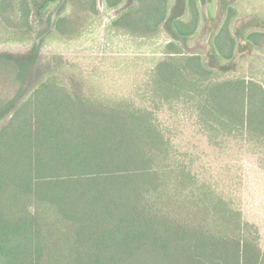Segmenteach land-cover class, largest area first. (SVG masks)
Wrapping results in <instances>:
<instances>
[{
	"label": "trees",
	"instance_id": "trees-1",
	"mask_svg": "<svg viewBox=\"0 0 264 264\" xmlns=\"http://www.w3.org/2000/svg\"><path fill=\"white\" fill-rule=\"evenodd\" d=\"M54 1L0 0V15L28 32L33 7ZM238 1L105 0L117 9L112 27L169 37L150 57L140 101L106 92L102 74L62 56L17 58L23 77L37 71L0 128V264H264L258 226L160 116L183 104L218 145L264 142V85L238 74L264 54V12L239 29L249 13ZM81 4L96 11V0ZM69 21L59 15L54 27Z\"/></svg>",
	"mask_w": 264,
	"mask_h": 264
},
{
	"label": "rangeland",
	"instance_id": "rangeland-1",
	"mask_svg": "<svg viewBox=\"0 0 264 264\" xmlns=\"http://www.w3.org/2000/svg\"><path fill=\"white\" fill-rule=\"evenodd\" d=\"M238 2L240 12L249 13L239 16L236 23L239 29L248 20H254L252 14L261 9L264 12V0ZM202 6L208 14L207 3ZM116 14L117 9L108 8L105 0H96V11L81 4V0H56L43 13H37V7H33L28 32H19L8 22L9 12L0 15V128L17 109L21 91L34 84L37 66L23 77L17 61L34 50L44 58L62 56L68 64L77 65L75 69L79 72L81 67L85 74L97 71L102 74L99 83L106 92L140 101L137 88L147 79L152 65L150 57L164 54V43L169 37L164 32L152 40L126 34L112 27ZM59 15L70 21L64 23L65 27L55 29ZM203 35L200 33L199 40ZM238 74L264 85V54L251 55L240 65ZM66 76L71 73L67 72ZM160 116L164 125L174 130L175 143L193 158L198 171L237 198L245 219L258 226L264 249V142L248 136L228 137L218 145L201 132L195 113L183 104L173 109L166 106Z\"/></svg>",
	"mask_w": 264,
	"mask_h": 264
}]
</instances>
